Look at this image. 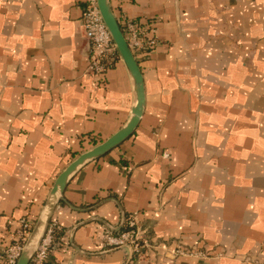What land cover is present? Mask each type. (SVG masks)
Instances as JSON below:
<instances>
[{
  "label": "crops",
  "instance_id": "0c3cea01",
  "mask_svg": "<svg viewBox=\"0 0 264 264\" xmlns=\"http://www.w3.org/2000/svg\"><path fill=\"white\" fill-rule=\"evenodd\" d=\"M85 1L0 0V249L22 220L35 225L89 137L106 141L132 115L121 58L103 85L88 71ZM111 4L157 30L138 59L144 113L70 179L49 264H264V0ZM123 212L149 227L147 260L102 247Z\"/></svg>",
  "mask_w": 264,
  "mask_h": 264
},
{
  "label": "built area",
  "instance_id": "2783aa9c",
  "mask_svg": "<svg viewBox=\"0 0 264 264\" xmlns=\"http://www.w3.org/2000/svg\"><path fill=\"white\" fill-rule=\"evenodd\" d=\"M86 38L90 43V57L88 71L92 73L98 85L106 81V72L111 69L116 61L120 60L117 47L100 15L97 0H86L82 16ZM128 45L138 60L148 57L154 52L159 41L156 37V28L149 27L127 18H118ZM168 158L169 154L163 153ZM34 223L28 219L22 220L19 229L13 233L9 245L0 249V264H16L24 244L31 233ZM57 222L51 221L44 239L32 257L29 264H49L55 240ZM102 247L105 249H127L131 260H147L148 251L154 247L150 236L149 227L143 226L138 218V213L126 215L123 228L116 232L106 229L103 232ZM184 255L187 252L179 251Z\"/></svg>",
  "mask_w": 264,
  "mask_h": 264
},
{
  "label": "water",
  "instance_id": "95a60500",
  "mask_svg": "<svg viewBox=\"0 0 264 264\" xmlns=\"http://www.w3.org/2000/svg\"><path fill=\"white\" fill-rule=\"evenodd\" d=\"M97 3L100 15L117 47L121 60L125 64L133 83L136 99L132 109V115L125 126L121 128L116 134L106 141L94 146L90 150L80 154L58 176L52 187L43 211L32 228L16 264L30 263L32 257L36 253L46 235L57 206L64 201V192L70 179L87 163L102 157L128 139L138 127L141 117L144 113L146 102L145 87L139 62L135 58L128 45L118 18L113 10L111 0H97ZM125 220L126 214L123 212L122 221L119 227L111 229L116 232L120 231L124 226ZM130 260L131 255L129 256V261Z\"/></svg>",
  "mask_w": 264,
  "mask_h": 264
},
{
  "label": "trees",
  "instance_id": "16d2710c",
  "mask_svg": "<svg viewBox=\"0 0 264 264\" xmlns=\"http://www.w3.org/2000/svg\"><path fill=\"white\" fill-rule=\"evenodd\" d=\"M88 142H89V145L91 146V147H94V146H96V145H98V144H100L101 142H100V140H98L97 138H92V137H89V139H88ZM57 230H56V232H55V239H56V237H57ZM54 243H55V240H54ZM54 245V244H53Z\"/></svg>",
  "mask_w": 264,
  "mask_h": 264
}]
</instances>
